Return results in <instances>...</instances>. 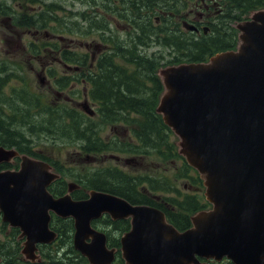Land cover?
Segmentation results:
<instances>
[{"label": "water", "instance_id": "obj_1", "mask_svg": "<svg viewBox=\"0 0 264 264\" xmlns=\"http://www.w3.org/2000/svg\"><path fill=\"white\" fill-rule=\"evenodd\" d=\"M236 29V51L158 71L163 91L155 113L177 138L178 154L199 174L211 208L195 213L191 227L179 232L159 209L111 193L90 190L87 199L73 200L75 183L55 198L48 187L60 176L51 166L0 146V164L20 160L18 169L0 171V214L20 231L25 261L33 263L37 245L56 240L52 213L73 220V248L89 264L115 258L106 235L91 226L104 215L129 220L120 237L125 264H207L197 257L264 264V10ZM82 109L93 115L86 104Z\"/></svg>", "mask_w": 264, "mask_h": 264}, {"label": "trees", "instance_id": "obj_2", "mask_svg": "<svg viewBox=\"0 0 264 264\" xmlns=\"http://www.w3.org/2000/svg\"><path fill=\"white\" fill-rule=\"evenodd\" d=\"M24 1L34 3L38 0ZM76 1L86 6V10L79 13V16L84 18L87 24L73 22V26L62 30L61 34L74 36L76 33L75 36L78 34L86 37L94 29L100 36L101 30H108V35L103 38L104 42L109 43L103 44L108 48V52L104 55H98L95 51L92 54L77 53L60 49L57 44L54 51L63 61L74 66V69L79 67L80 70H85L81 78L89 85L86 95L97 106L96 117L90 118L67 106L52 107L46 101L45 94L37 93L32 87L26 71L20 65L8 62L9 66H0V103H5L0 107V117H4L0 120V146L6 149L15 148L21 153L49 162L61 176L49 191L58 184H63L64 187L57 196L65 194L66 172H71L66 168L61 169L59 164L45 154L33 151L30 147L32 141L28 142L26 136L35 139L48 137L53 144L57 142L63 147H78L85 160H88V165H91L92 159L99 156L103 150L116 151L118 147H129L133 155L145 159L158 157L164 163L173 162L171 168L175 174L171 176L152 177L141 173L132 175L117 167L96 168L84 172L79 178L74 176L81 189L75 191L72 196L76 200L85 199L89 189L115 194L131 204H146L160 209L176 229L184 231L190 226L189 216L206 209L208 204L197 194H185L176 187L175 182L179 179H186L193 187L201 184L195 175L196 172L178 155L169 128L155 113L162 91L156 75L157 70L163 65L206 62L217 52L234 48L237 43V31L232 25L247 19L250 11L264 8V0H220L221 14L216 15L214 22L209 23L208 34H203L202 31L194 34L182 29V23L186 19L182 12L189 5L185 0H129L130 7L122 6V9L130 15L132 8L131 17L119 13L118 5L112 0ZM54 6L53 3L48 4L44 11H40L39 27L49 25L50 20L57 21L55 15L58 8ZM118 21H122L127 29L129 24L133 23L135 32H128L124 37H120L117 30L109 28V25L114 26ZM211 21L210 19L207 22ZM25 23L27 24L24 27H29L32 21L26 19ZM225 26L227 27L223 28ZM219 30H224L225 33L220 34ZM122 40H128L130 44H115ZM152 47H161L162 50L148 53ZM91 57H96V60L92 62ZM11 67L16 72H21L22 76L18 72L15 73ZM49 74L56 79L55 72ZM15 80L19 84L18 91L11 88L9 93L4 94V85L11 86L13 81V84L16 83ZM66 81L67 78L64 77L57 80L59 89L66 87ZM107 128L127 130L134 139V144L121 143L117 136L112 141L115 148L109 149V140L106 141L102 137ZM151 193L155 196H149ZM102 222L117 230L119 236L129 231V220L111 221L110 218L103 217L93 222V227L96 228V225ZM51 229L58 234L54 244L56 250L73 249L72 220H60L57 226H54L52 221ZM6 232L7 225L0 224V233ZM18 233L17 229H11L8 238L0 240V252L9 250L2 257L4 262L13 260L8 263H15L19 256ZM119 238L112 239L107 233V246L119 249Z\"/></svg>", "mask_w": 264, "mask_h": 264}, {"label": "rangeland", "instance_id": "obj_3", "mask_svg": "<svg viewBox=\"0 0 264 264\" xmlns=\"http://www.w3.org/2000/svg\"><path fill=\"white\" fill-rule=\"evenodd\" d=\"M112 1L115 3V5H118V7H122V6L130 7L129 0H112ZM41 2H46L48 4L53 3L62 6L63 10L67 12L72 11L73 13L81 12L86 8V6H84L83 4L81 5L80 2L76 0H41ZM196 4H197V0H195V2H193V5L191 6L194 7V5ZM205 4H207L208 6H213L216 4V2L214 0L202 1L198 5L197 9H195L194 12L191 14L190 19H200V18L202 20L208 19L209 17L205 16V12H204ZM131 12H132V8H131ZM200 14L203 15L200 16ZM57 15L59 17V20L64 21L70 28L73 26V23L68 18L64 17L65 12L63 11L58 12ZM75 17L79 21L83 22V19L79 15H76ZM210 18H212V16ZM118 23L120 25L124 24L122 21H118ZM157 23L158 21L156 22V24ZM128 32L130 33L129 28L127 29V32L124 35H126ZM218 32H220V34L222 35L225 33L224 30H219ZM22 35L23 33L20 34V36ZM106 35H108V32L104 34V37H106ZM38 36H40L41 41L50 42V44L52 42L59 41L60 46H63L65 50L69 49L70 51L79 52V53H86V52L94 53L95 51L94 45L100 44L99 41L100 39L102 40V38L98 36L94 30H92L91 37H87V38H84L82 35H80L82 38L74 37L75 35L62 36L60 34L49 31L47 34L45 32H40L36 35L24 34L22 37V41H26V40L32 41L34 37L35 44H38L39 42L36 40V37ZM8 37L14 40V35L8 32L5 28L0 31V63L8 65V62H16L23 68V70H25L28 73L27 77L34 86H38V88L41 89V85H42V87L45 89L47 85L44 83L46 82L47 84H49L51 83V81L50 80L47 81L46 79H44L43 81L44 83L41 84L40 81L37 79L36 75H34L33 71L38 72L40 70L38 65H42V63L49 61L52 62L51 65L53 67L57 68V70H60V64L55 63L57 55L52 51H50L49 49L46 50L47 52L46 55H40V56L29 55L26 49V46L28 44L26 43L20 45L4 44V40ZM149 39H151V37H149ZM161 50H162L161 47H152V49L149 50L148 53L159 52ZM164 55H165L164 57L166 58L165 53ZM13 71L17 73L15 69H13ZM63 91L65 92H63V97L61 98L63 99L62 101H64L65 96L68 97L70 96L73 98L71 100L72 103L68 102L71 105V107L75 108L76 107L75 104H81L82 102H84L85 96H82L81 92L86 93L85 84H78L71 82V87ZM6 93H9V89L6 92H4V94ZM1 98L2 97L0 96V99ZM68 103L66 104V106L70 107ZM4 104L5 103H0V107L3 106ZM1 119L3 120L4 117H0V120ZM117 136H118V140L121 143L134 144L133 143L134 140L132 139L129 132L123 128H117V129L107 128L102 133L103 139H105L106 141L109 140L110 142L108 144L109 149L115 148V145L113 144L112 141L115 140V137ZM26 137H27L26 140H28V142L32 141L30 143L31 148L44 150L45 154L51 157L52 160H54L57 164H59L61 169L64 170L66 168L71 172V173L66 172L67 175L65 178V182H69V181L76 182L74 176H78L79 178V176L82 175V173L84 172H90L96 168H106V167H117L118 169L132 175L141 173L144 175L147 174V175H151L152 177H155V176H167V175L171 176L175 174V171H173V169L171 168V164H174L173 162L164 163L158 157H147L145 159L140 156L133 155L129 151V147L119 148L117 146L118 150L116 151L108 150V149L103 150L99 156H96L95 158L92 159L91 165H88L86 163L88 160H85L84 158L85 156H83V154L79 152L78 147H70V146L63 147L59 143H54V144L51 142L45 143L42 139H47L48 137H43V136H41L38 139H35L34 137L31 138L29 136ZM43 144H50V147H45L43 146ZM125 149H127V151H125ZM117 159L118 160L120 159V161H118ZM125 160H127L128 163H125L124 162ZM175 184L177 189L180 190L182 193L190 194V195L197 194L199 198L202 199L203 189L201 185L192 188L190 187V183H188L186 179H179L175 182ZM63 188H64L63 184H58L50 192H54L55 193L54 195L57 196L58 194H60L59 192L62 191ZM149 196H155V195L149 194ZM52 221L54 226H57V224H59L60 222V219L54 217ZM60 224L63 225L64 222ZM96 228L99 231L104 232L105 234L108 233L112 239H117L120 237L119 232L117 230H114L113 227L110 225L103 224V222L97 224ZM4 238H5L4 234L0 233V240H3Z\"/></svg>", "mask_w": 264, "mask_h": 264}, {"label": "flooded vegetation", "instance_id": "obj_4", "mask_svg": "<svg viewBox=\"0 0 264 264\" xmlns=\"http://www.w3.org/2000/svg\"><path fill=\"white\" fill-rule=\"evenodd\" d=\"M189 1V0H188ZM195 1V0H192ZM204 1V0H202ZM45 4H48L46 2H41V0H38L36 3H31L30 1H24V0H0V31L3 30L4 28L10 32L11 34L14 35V40L10 39L9 37L6 38L4 40V44H35L34 41V37L32 41L26 40V41H22V37L24 34L26 35H36L40 32H45L46 34L51 31L52 29L50 27V25H47L45 27H39L38 23L40 21V16L39 11L40 8L43 7ZM205 9H208V6L205 7ZM131 11V10H130ZM65 15L64 17L68 18L71 21V13L72 11H65ZM26 19H31L32 24H29V27H24L27 23H25ZM115 21V20H114ZM196 22H201V21H196ZM5 25V26H4ZM64 26L65 28L69 27L65 22H64ZM54 27V26H52ZM129 30L131 31V26L129 24L128 26ZM23 33L22 36H20V34ZM63 38V37H62ZM36 40L39 42L38 44H41L42 41L40 40V36L36 37ZM48 44L50 42H47ZM59 44L60 46V42H56ZM115 44H130V42L128 40H122L119 43H115ZM63 47V46H61ZM64 48V47H63ZM52 51V50H50ZM68 51H70L68 49ZM53 53H55L54 51H52ZM56 54V53H55ZM96 60V57H91V61L94 62ZM55 63H59L60 64V70H57V68L53 67L51 64L52 62H44L42 63V65H38L39 67V71L38 72H34V75H36V77H38L39 75H41L44 79H46L47 81L50 80L51 83L47 84L46 82L44 83L42 81V83L46 84V89H47V93H51V95L55 96V97H51L48 96L46 99V101L48 102V104H51L52 106H60V105H66L68 102L72 103V97H68L65 96L64 97V101H62L63 99H61L63 97V92L65 91H57L54 90L53 88H51L53 86V78L50 76L49 72L51 71H56V75L57 76H62L64 78H70L68 75L71 74V66L69 63L63 61L60 56H57L56 58V62ZM78 70H80L79 67H77ZM21 73V72H20ZM22 74V73H21ZM60 74V75H59ZM18 79V77H17ZM74 81L79 82L80 80L78 78H76ZM14 82V81H13ZM13 82L11 83V86H8V84H5L3 90L6 92L7 91V87L8 89L11 88H16V91H18L19 89V84L17 83V81L15 80V84H13ZM71 82H69L68 84V88L71 87ZM7 86V87H6ZM67 88V89H68ZM66 90V89H64ZM12 91V90H10ZM68 103V104H69ZM70 105V104H69ZM77 108L76 110H78L79 112H81L79 110V107H81V104H75ZM71 106V105H70ZM14 161V159H13ZM120 161V159L118 160ZM125 163H128L127 160L124 161ZM6 165V164H4ZM8 165L6 166H1L0 169H5L7 168ZM2 224V223H0ZM9 236V232L4 233V239L1 241H4L8 238ZM56 242L52 243V244H48V245H39L37 246V250L35 252L36 255V259L33 261V263L31 262H27L24 260L23 256L20 253V249L18 251L19 256L17 257L15 263H8L11 262L13 260H7L6 262H4V260L2 259V257L9 252V250H4L0 252V264H89L88 260L83 257L81 255V253L77 250L73 249H59L56 250L54 248V244ZM53 245V247H52ZM120 254V248H119V253L117 251H115V258L112 262V264H125L124 261L121 258V254ZM199 261L204 262V259H200L197 258ZM209 264H232V262L228 261L227 259H223L219 262L213 261V260H209L207 261Z\"/></svg>", "mask_w": 264, "mask_h": 264}, {"label": "bare ground", "instance_id": "obj_5", "mask_svg": "<svg viewBox=\"0 0 264 264\" xmlns=\"http://www.w3.org/2000/svg\"><path fill=\"white\" fill-rule=\"evenodd\" d=\"M118 11H119V13H122L124 16L131 17V14H132V13L129 11V12H130V15H128V14L125 12L126 10H123L122 7H119V10H118ZM80 17H81V16H80ZM81 18H82V17H81ZM82 19H83V22L79 21L78 19H77V21L80 22L82 25L85 24V23L87 24L86 20H85L84 18H82ZM130 26H131V31H130V33L132 34V33L135 32V31H134V25L130 23ZM92 30H94V29H92ZM106 31H108V30H101V32H100V33H101L100 37H101L102 39L104 38V34L107 33ZM105 32H106V33H105ZM100 41H102V40L100 39Z\"/></svg>", "mask_w": 264, "mask_h": 264}]
</instances>
